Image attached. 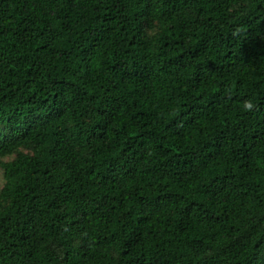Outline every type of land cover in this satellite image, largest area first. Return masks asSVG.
<instances>
[{
	"label": "trees",
	"instance_id": "1",
	"mask_svg": "<svg viewBox=\"0 0 264 264\" xmlns=\"http://www.w3.org/2000/svg\"><path fill=\"white\" fill-rule=\"evenodd\" d=\"M0 167V264H264V0H0Z\"/></svg>",
	"mask_w": 264,
	"mask_h": 264
},
{
	"label": "rangeland",
	"instance_id": "2",
	"mask_svg": "<svg viewBox=\"0 0 264 264\" xmlns=\"http://www.w3.org/2000/svg\"><path fill=\"white\" fill-rule=\"evenodd\" d=\"M10 159H12V157H10V158H5V159H3V162H5V161H9ZM3 182H4V180H3V170H2V168L0 167V185H3Z\"/></svg>",
	"mask_w": 264,
	"mask_h": 264
},
{
	"label": "clouds",
	"instance_id": "3",
	"mask_svg": "<svg viewBox=\"0 0 264 264\" xmlns=\"http://www.w3.org/2000/svg\"><path fill=\"white\" fill-rule=\"evenodd\" d=\"M246 108H247L248 110H251V109L253 108L252 103H250V102H246Z\"/></svg>",
	"mask_w": 264,
	"mask_h": 264
}]
</instances>
